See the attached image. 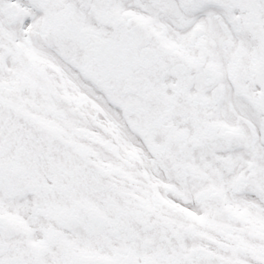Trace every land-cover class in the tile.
Returning a JSON list of instances; mask_svg holds the SVG:
<instances>
[{
	"label": "snow or ice",
	"instance_id": "1",
	"mask_svg": "<svg viewBox=\"0 0 264 264\" xmlns=\"http://www.w3.org/2000/svg\"><path fill=\"white\" fill-rule=\"evenodd\" d=\"M0 264H264V0H0Z\"/></svg>",
	"mask_w": 264,
	"mask_h": 264
}]
</instances>
